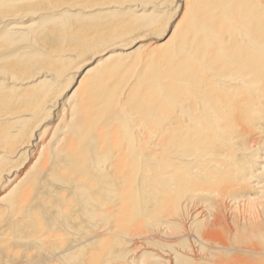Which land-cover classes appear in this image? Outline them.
<instances>
[{
  "label": "bare ground",
  "instance_id": "obj_1",
  "mask_svg": "<svg viewBox=\"0 0 264 264\" xmlns=\"http://www.w3.org/2000/svg\"><path fill=\"white\" fill-rule=\"evenodd\" d=\"M157 4L168 40L83 69L37 136L59 71L0 90V264H264V0Z\"/></svg>",
  "mask_w": 264,
  "mask_h": 264
},
{
  "label": "rangeland",
  "instance_id": "obj_2",
  "mask_svg": "<svg viewBox=\"0 0 264 264\" xmlns=\"http://www.w3.org/2000/svg\"><path fill=\"white\" fill-rule=\"evenodd\" d=\"M157 1L140 3L130 0H89L87 10L76 9V6H62L52 13L43 11L46 4L42 0H0V70L6 69L17 74L9 84L8 77L0 74L1 92L7 87L32 88L39 81L49 79L41 75L40 79L32 82L38 73L55 68L59 71L54 85L56 99L51 105L50 117L37 125L35 136L43 125L50 122L56 124L65 108L63 104L69 101L71 93L84 75L79 74L83 69L86 71L98 61L121 50H127L128 53L137 48L158 47L168 40L172 32V29H167L168 23L176 19L173 6L158 7ZM5 2L8 3L4 4ZM30 5L37 6L30 8ZM155 17H162L163 20L161 30L156 32L143 30L124 36L115 29L122 23L131 25L139 24V21L143 24ZM28 24L32 26L23 36H17L9 30L12 26ZM82 35L93 37L92 42H87V38L84 40ZM68 49L78 51V57L69 56ZM17 78L30 83L16 86L14 81ZM30 164L25 163L19 175ZM259 173H255V178L264 180Z\"/></svg>",
  "mask_w": 264,
  "mask_h": 264
}]
</instances>
